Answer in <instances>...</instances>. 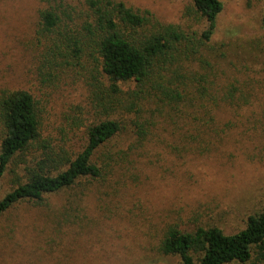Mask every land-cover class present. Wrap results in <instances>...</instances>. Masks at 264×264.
<instances>
[{"label":"rangeland","instance_id":"374dc122","mask_svg":"<svg viewBox=\"0 0 264 264\" xmlns=\"http://www.w3.org/2000/svg\"><path fill=\"white\" fill-rule=\"evenodd\" d=\"M121 1L135 10L149 11L191 36L203 29V24L184 16L186 0ZM68 2L86 20L89 12L84 3ZM48 6L55 7L54 1L0 0V91L31 92L40 113L41 140L55 152L62 149L71 157L86 147L90 127L109 117L122 121L126 131L103 152L108 156L125 150L127 158L122 160L127 161L105 180L82 181L79 187L89 196L75 198L80 219L70 224L73 228L60 224L65 223L60 211L68 193L48 195L40 207L25 201L1 215L0 264H183L178 256L160 253L169 227L187 232L217 227L234 234L246 228L250 216L264 212L263 0H226L211 42L215 47L228 44L233 50L234 58L224 71H240L229 76L240 78L242 91L237 97L243 94L240 101L246 106L236 115L227 112L228 108L220 114L224 123L237 122L238 127L221 139L215 138L211 149L198 146L183 156L164 145L153 143L144 149L132 145L131 120L150 121L149 114L161 108L156 100V105L145 102L140 118L127 113L128 94L135 84H121L124 95L111 98L109 83L93 58L85 57L78 67L50 68L52 56L43 58L45 48L37 44L41 39L39 13ZM47 40L42 38V44L48 45ZM220 70L200 51L177 56L170 71L162 73V81H171L165 86L172 90L181 79L194 85L201 77L214 80L217 74V85L224 93L226 78ZM113 100L121 104L106 112ZM170 110L171 106L164 107L166 117ZM158 119L160 116H155L154 122ZM32 152L20 159L30 164ZM103 152L95 158H101L100 164ZM23 169L10 167L1 182V198L25 180ZM119 204H123L121 209ZM248 264H264V260L255 258Z\"/></svg>","mask_w":264,"mask_h":264},{"label":"trees","instance_id":"16d2710c","mask_svg":"<svg viewBox=\"0 0 264 264\" xmlns=\"http://www.w3.org/2000/svg\"><path fill=\"white\" fill-rule=\"evenodd\" d=\"M53 1L55 7L48 6L39 13L38 37L48 39V45L46 42L43 45L41 39L36 41L45 48L43 58L52 56L53 60L48 63L51 69L78 67L85 57L93 58L100 65L102 78L109 83L108 97L124 95L121 84H135V90L128 94L127 113L140 118L145 102L156 105L157 100L161 105L149 114L150 121L141 124L131 120L133 135L130 136L135 140L132 145L142 149L153 143L164 145L183 156L198 146L211 149L215 138L221 139L238 127L237 122L224 123L220 114L228 108L227 112L236 115L246 106L240 101L243 94L237 97L242 86L240 78L229 76L240 71L223 69L234 58L228 44L211 45L226 0H186L189 4L184 16L195 19L198 25L203 24L200 33L195 31L192 36L178 26L161 22L149 11L128 7L121 0H71L84 3L89 12L86 20L81 19L76 6L68 0ZM197 36L198 44L195 43ZM200 51L204 58L207 55L208 62L211 60L214 66L220 67L227 90L223 93L217 85V74L214 80L201 77L194 85L181 79L176 88L166 90L165 84L171 81H162V73L170 71L177 56L197 55ZM242 58L239 56L238 60ZM119 104L113 100L106 112ZM166 105L171 106L167 117L163 113ZM155 116L161 119L154 122ZM41 126L37 101L31 92L0 91V216L25 201L40 207L44 206L46 196L68 193L64 210L60 211L65 223L60 224L73 228L70 224L80 219L75 198L89 196L83 195L79 187L82 181L105 180L127 161L122 160L127 158L125 150L108 156L103 152L112 141L122 137L127 126L110 117L99 121L89 128L88 143L75 157L62 149L55 152L43 143ZM30 151L34 160L29 164L21 159ZM99 152H103L104 165L100 164L101 158L95 159ZM13 165L24 166L26 178L1 198V182ZM159 250L164 256L180 257L183 264H248L255 258L264 260V212L250 216L246 228L234 234H225L217 227H198L194 232L169 227Z\"/></svg>","mask_w":264,"mask_h":264}]
</instances>
